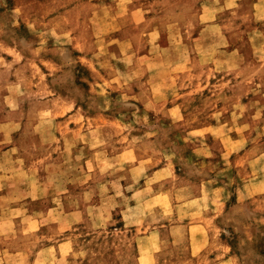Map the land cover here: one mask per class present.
I'll list each match as a JSON object with an SVG mask.
<instances>
[{"label":"rangeland","instance_id":"1","mask_svg":"<svg viewBox=\"0 0 264 264\" xmlns=\"http://www.w3.org/2000/svg\"><path fill=\"white\" fill-rule=\"evenodd\" d=\"M0 264H264V0H0Z\"/></svg>","mask_w":264,"mask_h":264}]
</instances>
